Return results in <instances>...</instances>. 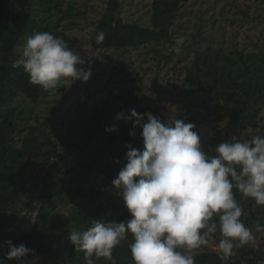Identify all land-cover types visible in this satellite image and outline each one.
Listing matches in <instances>:
<instances>
[{
    "label": "trees",
    "instance_id": "1",
    "mask_svg": "<svg viewBox=\"0 0 264 264\" xmlns=\"http://www.w3.org/2000/svg\"><path fill=\"white\" fill-rule=\"evenodd\" d=\"M187 1L153 0L146 26L107 0L91 42L149 46L173 69L187 58L181 85L204 89L228 117L215 148L202 127L213 113L206 102L204 120L187 110L171 119L161 98L135 109L104 98L79 121L83 139L64 134L45 106L83 12L72 0H0V264H11L6 245L38 264H264V249L206 244L237 241L249 227L264 243V50L218 48L201 23L193 42L179 43L171 28ZM251 1L261 0L232 7L250 19ZM163 42L171 53L153 48Z\"/></svg>",
    "mask_w": 264,
    "mask_h": 264
},
{
    "label": "rangeland",
    "instance_id": "2",
    "mask_svg": "<svg viewBox=\"0 0 264 264\" xmlns=\"http://www.w3.org/2000/svg\"><path fill=\"white\" fill-rule=\"evenodd\" d=\"M121 17L127 21H137L142 25H148L150 21L149 8L153 0H121ZM77 9L83 13L79 16V26L74 34L78 38V45L66 52V72L61 82L57 85L58 92L50 96L49 106H45L50 117L56 116V121L61 122L64 134L68 129H73L78 134L77 139H83L78 130L79 121L88 113L97 109L104 98L122 105L125 109H135L138 106L156 104V99L161 98L166 105L164 111L171 117H176L183 111L200 115L204 120L206 103L211 105L212 114L209 121H203L204 136L209 138L211 147L215 148L224 141L220 133L223 126L228 123V117L222 115L216 101H213L208 93L199 86L181 85L182 74L180 70L187 62V58L181 60L179 66L173 69L164 56L156 54L151 47L141 46L132 49L97 50L92 46V35L96 23L103 15L107 6V0H72ZM253 2V1H251ZM241 9L245 7L247 0H189L185 2L171 28L174 37L179 43L193 42L196 32V23L203 25L205 35H212L216 47L236 48L252 51L250 49L264 50V0L253 2L249 10L250 19L244 18L241 12H237L232 4ZM206 43H203V46ZM169 42L154 44L153 48L161 49L168 54L173 50ZM161 57V58H159ZM174 54L172 61L177 59ZM177 66V64H176ZM136 73L144 78V83H139ZM179 78V82L177 80ZM175 85H179L175 89ZM140 86V89L136 87ZM151 86L153 87L151 89ZM48 105V104H47ZM264 117V111H263ZM264 124V121L262 122ZM79 132V133H78ZM94 155L90 162L94 161ZM81 157L75 154L74 161ZM83 165V163H81ZM129 177V171L124 172ZM132 183L127 181L129 189ZM57 203L48 202L47 207L55 208ZM176 204L174 203V206ZM262 233L256 227H249L241 239L237 241L217 242L212 239L206 244L219 252L237 253L243 244L252 246L258 250L264 249L261 239ZM193 247L205 249L200 243ZM6 252L12 254L11 264L29 259L40 263V258L35 255L22 257L21 249L6 245ZM64 259L66 255L61 253ZM76 264L77 262L74 260Z\"/></svg>",
    "mask_w": 264,
    "mask_h": 264
}]
</instances>
